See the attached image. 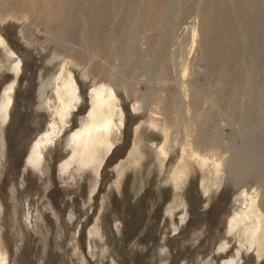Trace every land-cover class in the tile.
Here are the masks:
<instances>
[{"label": "bare ground", "instance_id": "bare-ground-1", "mask_svg": "<svg viewBox=\"0 0 264 264\" xmlns=\"http://www.w3.org/2000/svg\"><path fill=\"white\" fill-rule=\"evenodd\" d=\"M15 19L23 23L21 36L29 46L41 28L45 34L63 33L51 35L58 43L50 59L55 69L40 78L38 108L51 120L30 151L31 167L40 169L46 151L82 104L77 69L82 79L94 78L90 108L67 137L66 149L72 154L61 171L78 163L97 179L125 124L113 80L139 97L137 81L142 77L155 86L132 109L148 118L136 130L128 159L117 166V184L128 167L142 166L149 154L162 168L179 145L169 176L175 191L186 185L192 160L202 168L206 196L221 188L225 177L232 180L237 205L227 229L242 233L246 251L264 257V0H0V24ZM0 49L14 75L1 93L3 133L23 60L1 32ZM151 130L163 137L157 148L144 143ZM181 199L179 195L178 206L185 205ZM93 234L100 235L98 227ZM9 263L0 230V264Z\"/></svg>", "mask_w": 264, "mask_h": 264}, {"label": "rangeland", "instance_id": "rangeland-1", "mask_svg": "<svg viewBox=\"0 0 264 264\" xmlns=\"http://www.w3.org/2000/svg\"><path fill=\"white\" fill-rule=\"evenodd\" d=\"M3 24L0 32L23 60L12 113L2 127L4 134L0 132L4 136V141L0 138V230L9 264H227L231 260L233 264H264V257L259 259L254 250L244 249L241 232L228 230L238 195L232 180L225 177L222 187L206 196L202 168L192 160L186 185L175 191L169 176L178 162L179 145L162 168L149 154L142 166L128 167L117 184V166L128 159L136 130L148 118L132 109L155 86L142 77L137 81L139 97L133 89L129 95L125 85L113 80L119 88L125 124L116 150L105 160L97 179L78 163L66 173L61 171L72 154L66 149L67 137L80 127L90 108L88 92L94 78L82 79L77 69L82 104L46 151L40 169L31 167L27 163L30 151L51 120L46 110L38 108L40 81L55 69L50 59L58 43L51 35L62 37L63 33L45 34L41 28L42 32H34L35 44L29 46L21 36L23 23L15 19ZM4 54L0 49V99L14 79ZM187 73L192 75L190 70ZM162 141L161 134L151 130L144 143L157 148ZM179 195L184 206H178ZM95 227L100 235L90 236Z\"/></svg>", "mask_w": 264, "mask_h": 264}]
</instances>
